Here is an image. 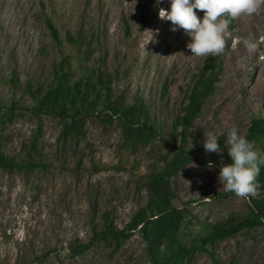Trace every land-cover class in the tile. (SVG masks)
Segmentation results:
<instances>
[{"label": "rangeland", "instance_id": "1", "mask_svg": "<svg viewBox=\"0 0 264 264\" xmlns=\"http://www.w3.org/2000/svg\"><path fill=\"white\" fill-rule=\"evenodd\" d=\"M159 8L170 11L171 0H0V155L35 162L29 171L0 170V264H152L138 230L119 249L101 244L71 257L70 248L87 242L106 213L120 229L129 226L149 201V176L164 172L171 159L169 146H131L123 126L102 112L64 135L58 119L32 108L52 89L54 69L66 57L75 80L84 66L101 69L115 95L144 101L163 137L179 145L184 94L207 57L191 56V38L183 29L171 31ZM195 11L202 19L204 13ZM234 30L219 56L216 90L185 141L197 159L170 180L178 238L186 247L264 214L256 209L257 203L264 206L263 191L244 200L225 192L218 180L220 167L230 163L224 122L245 136L252 118L264 117V42L251 56L243 44L233 46L236 37L262 41L264 6L234 20ZM68 35L89 41L92 55L75 49ZM39 128L40 157L28 150ZM208 132L218 136L220 152H205ZM186 264H264V222L207 244Z\"/></svg>", "mask_w": 264, "mask_h": 264}, {"label": "trees", "instance_id": "2", "mask_svg": "<svg viewBox=\"0 0 264 264\" xmlns=\"http://www.w3.org/2000/svg\"><path fill=\"white\" fill-rule=\"evenodd\" d=\"M46 24L54 41L62 45L63 41L53 22L47 19ZM232 30H234V21L229 28V31L234 33ZM127 33H129L128 29ZM68 41L78 51L85 49L87 56L92 55L89 41L86 42L80 36L74 38L72 35H68ZM83 68L82 76L75 80L69 59L64 57L60 68L54 69L52 89L40 101L38 100L32 111L36 115L47 114L58 119L64 126V135L75 132L78 124H85L90 119L105 113L108 121H117L123 126L126 143L135 147L161 141L169 146L172 157L164 172L149 176V201L146 207L134 216L127 228L117 227L111 214L106 213L102 218V225H93L92 236L87 242L77 241L71 246V257L83 256L101 244H111L115 249H119L138 230L152 264H186L192 255L204 250L207 244H214L245 227L264 222L262 218L264 214L262 217L257 214L253 220L215 231L191 247L183 246L178 238L179 213L174 203L177 195L170 186V180L197 159L186 146L185 141L191 123L216 90V84L222 73L219 56L207 57L184 94L182 113L178 119L181 128L177 134L180 139L179 145L163 137L161 128H157L144 101L138 98L129 101L123 94L115 95L112 82L106 78L101 69L96 71L88 66ZM41 135L39 128L33 133L28 149L31 154H36L38 157H40L38 142ZM245 137L255 143L258 151L264 153V117L252 118ZM228 159L231 162V158ZM34 165L35 162L29 157L22 162H16L0 155V170L24 172L31 170ZM258 181L261 185L259 190L264 192V166H261ZM256 209L263 213L264 206L257 203ZM164 245L167 248L162 252Z\"/></svg>", "mask_w": 264, "mask_h": 264}, {"label": "clouds", "instance_id": "3", "mask_svg": "<svg viewBox=\"0 0 264 264\" xmlns=\"http://www.w3.org/2000/svg\"><path fill=\"white\" fill-rule=\"evenodd\" d=\"M156 3L159 5L163 0H156ZM262 6L264 0H171L170 11L159 8L158 15L161 21L171 22V31L183 29L191 38L186 45L191 56H221L228 48L226 36L231 35L229 28L232 22L242 16L258 14ZM195 10L204 13L202 19L198 18ZM237 42L243 44L251 56L264 38L257 41L251 36L236 37L233 46ZM224 128L227 130L226 146L231 162L220 167L219 183L225 192L234 193L238 198L250 200L258 197L261 187L258 177L261 166H264V153L257 150L253 141L240 134L236 124L225 121ZM203 147L206 153L220 152L218 136L206 133ZM207 166L212 168V162Z\"/></svg>", "mask_w": 264, "mask_h": 264}]
</instances>
